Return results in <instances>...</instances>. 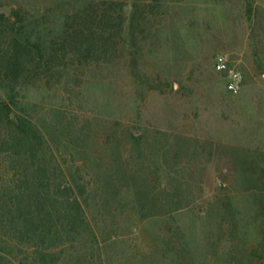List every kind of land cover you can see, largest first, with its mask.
<instances>
[{"label":"rangeland","instance_id":"obj_1","mask_svg":"<svg viewBox=\"0 0 264 264\" xmlns=\"http://www.w3.org/2000/svg\"><path fill=\"white\" fill-rule=\"evenodd\" d=\"M91 1L0 0V11L21 10L25 34L47 46L65 15ZM168 1L159 38L135 56L138 76L125 30L109 61L66 70L50 86L29 78L13 99L91 172V158L106 162L105 141H128L129 133L180 145L174 167L193 201L143 221L108 220L91 264H264V186L250 168L264 153V69L254 56L264 64V29L249 23L244 0ZM256 1L261 17L264 0ZM218 53L242 75L236 92L213 67Z\"/></svg>","mask_w":264,"mask_h":264},{"label":"trees","instance_id":"obj_2","mask_svg":"<svg viewBox=\"0 0 264 264\" xmlns=\"http://www.w3.org/2000/svg\"><path fill=\"white\" fill-rule=\"evenodd\" d=\"M244 2L254 30L257 25L264 29V10L259 17L257 1ZM168 4L91 1L65 15L60 34L47 46L25 34L21 10L0 11V89L5 92L0 95V264H91V258L101 255L108 220L112 226L120 217L143 221L173 214L193 201L191 188H181L183 179L174 167L180 160L179 144L143 141L142 132L129 133L128 141L114 135L118 141H105V163L102 157H87L97 169L91 172L66 142L48 141L13 99L29 78L50 86L66 70L109 61L122 49L125 30L130 72L138 76L135 56L149 38H159ZM257 55L255 65L264 69ZM257 155L250 162L251 178L264 186V153Z\"/></svg>","mask_w":264,"mask_h":264},{"label":"built area","instance_id":"obj_3","mask_svg":"<svg viewBox=\"0 0 264 264\" xmlns=\"http://www.w3.org/2000/svg\"><path fill=\"white\" fill-rule=\"evenodd\" d=\"M213 67L217 72L226 73V88L231 92H236L242 82L241 73L229 65L228 55L225 53H218L213 60Z\"/></svg>","mask_w":264,"mask_h":264}]
</instances>
